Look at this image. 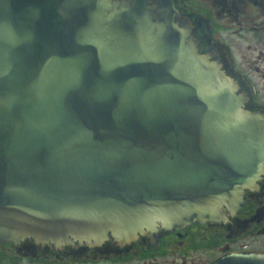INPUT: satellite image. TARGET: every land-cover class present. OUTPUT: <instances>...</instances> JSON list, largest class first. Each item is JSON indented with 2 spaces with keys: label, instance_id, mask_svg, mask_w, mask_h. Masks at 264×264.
<instances>
[{
  "label": "water",
  "instance_id": "water-1",
  "mask_svg": "<svg viewBox=\"0 0 264 264\" xmlns=\"http://www.w3.org/2000/svg\"><path fill=\"white\" fill-rule=\"evenodd\" d=\"M263 160L264 121L169 0H0V243L220 222Z\"/></svg>",
  "mask_w": 264,
  "mask_h": 264
},
{
  "label": "flooded vegetation",
  "instance_id": "flooded-vegetation-1",
  "mask_svg": "<svg viewBox=\"0 0 264 264\" xmlns=\"http://www.w3.org/2000/svg\"><path fill=\"white\" fill-rule=\"evenodd\" d=\"M51 1V0H49ZM194 28L197 49L236 84L243 108L264 121V0H169ZM244 201L222 221L154 234L55 244L34 238L0 243V264H263L264 160ZM252 257L258 262L230 258Z\"/></svg>",
  "mask_w": 264,
  "mask_h": 264
}]
</instances>
